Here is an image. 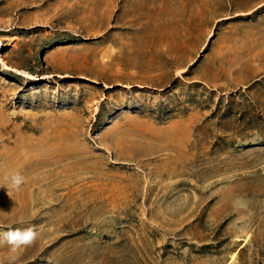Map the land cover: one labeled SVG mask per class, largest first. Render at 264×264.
I'll list each match as a JSON object with an SVG mask.
<instances>
[{"label": "rangeland", "instance_id": "rangeland-1", "mask_svg": "<svg viewBox=\"0 0 264 264\" xmlns=\"http://www.w3.org/2000/svg\"><path fill=\"white\" fill-rule=\"evenodd\" d=\"M28 227L15 264H264V0H0Z\"/></svg>", "mask_w": 264, "mask_h": 264}, {"label": "clouds", "instance_id": "clouds-1", "mask_svg": "<svg viewBox=\"0 0 264 264\" xmlns=\"http://www.w3.org/2000/svg\"><path fill=\"white\" fill-rule=\"evenodd\" d=\"M23 182L24 177L19 173L8 178L9 185L16 190H19ZM37 239L38 232L32 227L0 231V247L7 246L9 250L8 264H15L20 250L31 246ZM0 264H3V261H0Z\"/></svg>", "mask_w": 264, "mask_h": 264}]
</instances>
